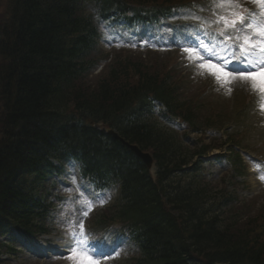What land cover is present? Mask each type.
I'll return each instance as SVG.
<instances>
[{
	"label": "trees",
	"instance_id": "1",
	"mask_svg": "<svg viewBox=\"0 0 264 264\" xmlns=\"http://www.w3.org/2000/svg\"><path fill=\"white\" fill-rule=\"evenodd\" d=\"M181 2L92 0L101 19L164 17ZM86 3L0 0V235L9 227L45 232L36 223L45 211L33 198V182L54 169L50 160L73 156L99 186L119 181L123 203L110 219L138 246L128 264H264V213L244 212L241 220L234 196L202 181L200 161L193 163L208 147H184L159 130L145 100H161L168 116L184 118L194 131L212 127L210 116L193 103L183 111L167 75L137 71L130 61L94 85L88 81L98 57ZM102 128L150 153L153 175Z\"/></svg>",
	"mask_w": 264,
	"mask_h": 264
},
{
	"label": "rangeland",
	"instance_id": "2",
	"mask_svg": "<svg viewBox=\"0 0 264 264\" xmlns=\"http://www.w3.org/2000/svg\"><path fill=\"white\" fill-rule=\"evenodd\" d=\"M215 3L214 1L211 5H215ZM225 5L235 10H241L237 8L234 3L231 5L225 3ZM183 12H179V14L174 17V21L176 23L184 22L185 24L193 26L188 27V31L180 37H175V28L170 25L169 21L151 31L142 29L136 33L129 34L130 40L124 42L123 45L137 47L141 44H149L154 47L169 46L171 48L189 45V40L195 39L194 24L198 20L181 17L189 13L199 17V14H196V12L192 10ZM106 27L107 26L104 27V32ZM104 47H106L105 41L100 42L99 49L106 51ZM210 52L211 50H208L207 53ZM114 56L110 57V60ZM164 57L170 58L168 56ZM198 57L199 60L197 59ZM137 61H141L144 67L148 68L147 71L164 70L165 68L167 71L166 66H168V64H163V62H167V60H163L157 64L145 60H133L131 63H136ZM177 61L178 69L183 70L182 74L186 77V80L182 79L175 69L172 76L182 81V85L189 86L194 94L198 92L200 87L203 88V86H208V91L214 94L217 103L221 106L220 110L226 112V115L229 116V113L234 110L235 104L248 105L245 99L246 97L249 98L247 115L243 119L241 125L233 130V133L241 131L238 138L243 141V145L246 147V151L243 152L241 156L247 168L245 177L240 179L241 185L236 189V196L241 205L243 201L252 198L250 202L254 201L255 210H260L264 206V179H262V177H264V112L260 111L259 105L264 103V97H261L258 93H254L248 82L241 81L238 78L231 84L218 82L213 75L208 74L206 70H202L199 67V64L205 61L196 52L181 53L180 61ZM119 62H124V60L116 59L111 63L118 64ZM98 72L99 71L96 73ZM218 74L221 75L222 79L224 78L222 73ZM213 85H215L214 90L216 93L211 87ZM220 95H222V97ZM154 120L160 126L164 127L161 124V114L157 110L154 111ZM165 127L175 129L173 125ZM230 130L231 127L226 131L228 132ZM190 140L192 141L194 138L190 137ZM205 142L207 143V140H205ZM223 153L224 150L221 149L213 150L208 153L207 162L204 164V174L206 178L215 180L228 173L227 163L223 161V159L216 161V156ZM63 172L64 173L57 178L62 186L55 190L60 196V200L53 213H51V219L49 221L51 233L49 236L44 237L48 242L45 244L47 247L44 244L42 245L51 251H65L63 247L71 243L68 239L69 235L75 233L80 241L78 245L80 249L86 250V245H91L95 248V251H98L97 254L92 252L94 255L89 253L94 264H123L126 260L128 248L122 249L124 245L122 239L108 233L103 236L104 239L100 243L94 244V241L90 238V231L95 226L94 216L100 210L107 209L115 201L119 192L117 185L112 184L106 190L95 193L91 187L76 181V176L74 173L71 174V170H66V168H64ZM100 195L105 197L103 203H101L98 198ZM90 207L91 210L89 211ZM85 212H87L86 216ZM81 223L83 224V231L80 228ZM9 238L10 235L2 236L0 241L3 243L7 241L10 242ZM13 239L15 243V245H13L14 249L17 251L21 249L22 251H18L13 257L1 254L0 259L8 260L9 264H88L87 260L80 258L74 257L69 259L68 257L71 255L69 250H67V254L64 256H51V254H48V251H45L48 254L46 255L43 248L41 249L40 247L39 249L37 244L32 248L31 243H28L25 247L19 240ZM26 248H31L32 251H28ZM107 250L115 253L111 254L110 258H106V256L102 257Z\"/></svg>",
	"mask_w": 264,
	"mask_h": 264
},
{
	"label": "snow or ice",
	"instance_id": "3",
	"mask_svg": "<svg viewBox=\"0 0 264 264\" xmlns=\"http://www.w3.org/2000/svg\"><path fill=\"white\" fill-rule=\"evenodd\" d=\"M251 2L258 6L260 14L264 16V0H251ZM225 3L231 5L232 0H218V5L221 7ZM236 7H238V5H236ZM249 16H255V14L249 13ZM249 16H245L242 12L235 11L230 7L227 15H218L215 21L208 22L220 26V31L217 35L224 37L225 41L238 42L230 46L231 55L232 57H236V59L234 62L230 60L227 69H225L221 67V61H210L205 57V62L200 63L199 67L202 70H206L208 74L213 75L220 83L231 84L236 78L248 82L254 93H258L261 97H264V24L254 22L249 19ZM181 18L201 19L192 13L182 16ZM184 30L187 32L188 26H186ZM201 30L200 28L195 29L197 34ZM249 31H251L253 35H249ZM208 36L211 38L212 34L209 33ZM201 43H203V41H201ZM182 50L191 53L195 51V48L189 45L183 47ZM197 59L199 60V57ZM218 73H222L224 78L222 79L221 75ZM259 108L260 111L264 112V103H261ZM262 179H264V177H262ZM98 198L101 203L105 200L103 195H100ZM90 210L91 207L89 208V211ZM86 215L87 212H85V216ZM80 228L83 231L82 223ZM68 239L71 241V243L66 245L71 253L68 257L69 259L76 257L87 260L88 264H94L89 254L95 252L94 247L86 245V250L80 249L78 247L80 241L75 233L70 234ZM106 258H110V254L106 256Z\"/></svg>",
	"mask_w": 264,
	"mask_h": 264
},
{
	"label": "water",
	"instance_id": "4",
	"mask_svg": "<svg viewBox=\"0 0 264 264\" xmlns=\"http://www.w3.org/2000/svg\"><path fill=\"white\" fill-rule=\"evenodd\" d=\"M130 149L147 165V167H150L151 160L147 155H142L135 147H130Z\"/></svg>",
	"mask_w": 264,
	"mask_h": 264
}]
</instances>
